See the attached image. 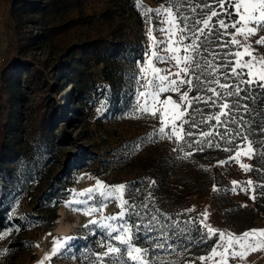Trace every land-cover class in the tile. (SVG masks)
Instances as JSON below:
<instances>
[{
	"label": "rangeland",
	"instance_id": "obj_1",
	"mask_svg": "<svg viewBox=\"0 0 264 264\" xmlns=\"http://www.w3.org/2000/svg\"><path fill=\"white\" fill-rule=\"evenodd\" d=\"M204 2L140 0L153 10L145 13L137 0H0V68L10 64L9 70L0 72V137L6 136L2 144L16 151L15 157L1 162L4 200L12 223L1 233L0 264H91L93 253L104 252L107 245H120L112 238L119 233L111 229L124 224L131 229L126 216L137 192L146 187L156 194L154 206L167 211L166 216L172 211L173 217L167 218L170 221L193 209L187 211L191 218L218 230L210 237L213 242L208 250L153 256L152 264H202L199 257H207L217 244L226 246L219 233L240 237L249 230L264 229V219L254 221L248 214L255 201L250 197H256L255 181L251 170L245 171L241 165L251 168L252 158L243 154L236 158L247 144L228 155L212 149L207 142L211 139L198 134L217 130L223 135L219 131L226 128V122H222L220 112L214 114L222 96L210 89L219 93V85L227 84L228 78L220 73L226 71L229 60L236 59L229 53L243 52L238 45L228 43L236 30L220 28L217 17L203 35L197 32L193 36L196 29L203 28L195 21L206 19L209 12L202 9ZM207 2L226 24L236 19L227 15L232 12L227 3L225 11L215 0ZM174 5V14L180 19L173 28L175 34L169 37L161 31L172 27L164 22L166 14L155 16V11ZM181 28L185 30L181 32ZM262 36L264 31L247 42L258 58H264V45L255 41ZM235 38L243 40L240 35ZM130 41L137 45L136 51L131 50L132 57L142 60L124 61L113 53L103 56L106 43L115 51L126 48ZM191 43L197 44V49L185 52ZM166 45L177 51H160ZM90 46L96 48L82 53ZM154 50L160 56L179 57L181 63L177 66L175 59L161 63L152 57ZM186 55L192 58L188 77L183 72L179 77L172 75L185 67ZM149 58L169 79L178 83L192 79L191 86L185 83L178 92L166 91L158 97L161 102L171 97L181 104L179 111L184 115L175 119V126L183 140L172 135L174 110L167 126L159 119L160 111L153 116L139 110L147 98L138 95L146 92L141 87L145 81L140 79V67H147ZM242 60H249V56L243 55ZM61 67L67 69L63 75ZM154 76L150 72L146 79ZM211 83L218 84V90ZM189 88L188 99L182 101L181 93ZM147 103L151 106L150 98ZM162 107L156 104L157 109ZM215 116H220V121L213 119ZM162 126L168 136L157 134ZM169 150L177 155L167 162L173 174L167 191L186 185L192 195L185 209L177 194L165 197L164 188V194L160 192V160ZM153 176L159 182L151 183ZM119 185H125L122 194L114 191ZM91 209L99 210L84 214ZM112 217L116 219H108ZM93 220L95 224L90 223ZM252 223L255 227L248 228ZM69 237L73 239L62 243ZM57 242H61L59 249L52 255ZM233 250L241 251L238 245L229 252ZM220 260L217 256L203 264H219ZM227 264H264V247L248 252L245 259L228 256Z\"/></svg>",
	"mask_w": 264,
	"mask_h": 264
},
{
	"label": "snow or ice",
	"instance_id": "obj_2",
	"mask_svg": "<svg viewBox=\"0 0 264 264\" xmlns=\"http://www.w3.org/2000/svg\"><path fill=\"white\" fill-rule=\"evenodd\" d=\"M171 2V0H169ZM181 3H183V0H181ZM215 3L221 8L225 9V4L227 3L228 7L232 8V12H227V15L231 18L233 16L236 17V19L231 20L230 24H226L225 20L222 18H219V14L214 8H211L210 4L205 0V2L202 5L203 8H208L209 12L206 14L207 18L202 20L195 21V24H203V28L196 29L195 32H193V36H196V33L203 35L204 29L209 28L212 18L217 17L218 23L220 28L225 29L227 31L228 27L234 28L236 31L235 33L230 34L231 39L228 41V43L232 45H238L240 48L243 49V52L240 50L235 51L234 53H229V55L235 57L234 60H229L227 62L228 65H231L230 72L226 75L235 77L240 80V83L251 85L255 83L258 88L264 89V83H260L261 81H264V58H258L254 56L252 53L255 51L251 48L250 44H248V40L252 35H256L261 31H264V0H215ZM138 7L142 8L145 13H152V9L145 7L142 3H140V0H137ZM173 7H165L163 11L156 10L155 16H161L166 14L165 23H168L172 27L168 29H161V31H164L169 37L171 35H174L173 28L177 27L176 20L180 19L178 15L174 14V8ZM225 11H227L225 9ZM187 19V17L183 18ZM237 24L240 25L239 28H237ZM185 29L181 28L180 31L183 32ZM220 33H217V36H219ZM236 35H240L243 37V40L236 39ZM150 36H151V30H150ZM198 39V37H197ZM154 40V38H153ZM182 42V41H179ZM161 44H165L164 41L160 42ZM256 44L264 45V36L260 37L255 41ZM197 44L191 43L187 46H185L184 51L187 52L189 49L196 50ZM154 48H155V40H154ZM160 51L165 53H172L177 51V49H173L170 45H166L165 47L161 48ZM248 55L249 60L243 61L242 56ZM152 57H155V59L161 63H168L170 60L175 59L177 62V66L181 63V59L176 56H160L157 55V52L154 50L152 52ZM192 58L189 56H185L183 58V61L185 62V67L182 69H178L177 72L173 73L172 75L179 77L181 72L184 73L186 77H188L189 72L192 70L191 65ZM140 64L141 62H137ZM195 67L198 68L200 65L197 63L195 64ZM240 69L238 72L237 69ZM245 69L247 71H245ZM161 69H157L153 66V61L151 58H149L148 66L147 67H140V79L144 80L145 82L141 85L142 88L146 89L145 91L139 92L140 97H147L150 98L152 101L151 106L147 103V98L145 100L144 104H140L139 110L143 113H149L153 116L156 115L157 111L161 112V116L159 119L161 122L167 126L169 123L168 116L170 112H173L174 115L173 119L171 121L173 127H172V135H175L178 140H183V135L180 134V132L177 131V128L175 126V119H179L184 115L183 112H180L179 109L181 108V104L175 103L171 97L166 98L164 101H159L158 97L159 94L166 91H173L178 92L180 90V86L182 84L187 83L188 85H192V79L189 77L185 80H180L179 83L177 82V79H169V75H161ZM155 73V76L153 79H146L147 75L149 73ZM242 77H248V79H242ZM133 79H136V77H133ZM197 83L200 82V78L196 77ZM167 82V83H166ZM216 83L219 84V81H216ZM221 88H232V85L227 84H220ZM188 91H191V88H189L187 91L181 93L180 99L182 101H186L188 99ZM210 91H213L217 96L221 95L220 93H216L215 89H210ZM241 91H246V89H241L239 85H236V87L233 89V91L229 92L228 95L232 96L235 95L239 97ZM198 99V98H196ZM139 103V101H138ZM162 104V109H157L156 104ZM171 106V107H169ZM222 107L224 109H229V105L227 103L223 104ZM234 107H239V102L237 101ZM245 109H247V106H244ZM230 111V109H229ZM221 115L227 116L228 112H222ZM213 119L220 121V116H215ZM235 122V121H233ZM194 126V125H193ZM182 130V126H181ZM261 134H264V127L260 129ZM159 135L168 136V133L165 132V127L162 126L159 128L158 133ZM191 132H188L187 135H191ZM204 136H209L211 133H203ZM245 141H247V148L242 149L241 152H237L236 158L238 159L241 154L248 156L249 158H252L254 155H261L264 156V152H258L256 149L253 148L252 142L248 139V136L242 137ZM259 143L264 146V141H260ZM189 147H191V144L189 143ZM227 151V149H226ZM241 167L245 171H250L251 168L248 165H241ZM151 183H155V181H152ZM239 182L233 181L234 185H238ZM249 185L252 184V181L247 182ZM261 187H264L262 185ZM125 189V185H119L115 186L114 191L116 193L122 194ZM215 190V187H214ZM243 190V189H242ZM235 191V189H233ZM251 199H255V196H251ZM124 203H127L125 201ZM123 207V205H121ZM68 207L71 208V203L68 204ZM76 211H79V209H74ZM99 209H91L89 212H85V215H90L93 211H98ZM187 211H193V209H188ZM205 216V219H207V214H203ZM108 219H116V217L108 218ZM120 219H123V216L120 217ZM91 224H95L96 221H90ZM203 223V222H202ZM87 227V225L85 226ZM106 227H111L110 225ZM207 228V232L209 234L210 238L212 235L216 234L218 230L213 229L209 225H205ZM112 232H118V235H115L112 237L114 240L118 241L120 245H123L124 247L121 248L119 246L114 245H107L106 250L104 252H97L93 253L94 259L91 261V264H126V261H131L132 264H152L151 260V253L149 251V248H143L140 246H134V234L132 233V230L127 227L126 224L121 225L119 229L112 228ZM220 239L222 241L226 242V246L223 244H217L214 246L210 252V254L207 257H199L198 259L202 262L205 260L213 259L217 256L221 257V260L219 264H227V257L230 256L232 259H245L248 252L259 250L260 248L264 247V229H252L247 232H244L240 237H235L234 235H227L225 233H219ZM0 238L2 237V234H0ZM73 238L69 237L62 243L67 244L69 241H71ZM136 239H139V237H136ZM251 241V243H250ZM61 242H57V247H54L52 250V255H55L59 249V244ZM234 245H238L241 251H231L229 252V249H232ZM38 247V246H37ZM101 247H105L104 244H101ZM150 247H155L157 249L163 248L164 245L162 243L156 242L154 244H150ZM218 248H223V251H218ZM48 257H46L47 259Z\"/></svg>",
	"mask_w": 264,
	"mask_h": 264
},
{
	"label": "trees",
	"instance_id": "obj_3",
	"mask_svg": "<svg viewBox=\"0 0 264 264\" xmlns=\"http://www.w3.org/2000/svg\"><path fill=\"white\" fill-rule=\"evenodd\" d=\"M229 10L233 11L232 8H229ZM136 46L135 42L130 41L126 48L115 49V51H113L112 49H108L109 44L106 43L104 47L106 49H104L103 56H106L107 54L111 56L113 53L118 54L124 61L130 60L135 62L137 60H142V57H132L131 50L136 51ZM91 48L95 49L96 47H85L82 49V53L89 51ZM207 54L208 53H206V55ZM102 60L106 62L105 59ZM9 67L10 64H5L0 68V72L9 70ZM230 67L231 65H228L226 71H223L220 74L228 78L226 83L227 85H232V88H222V90H220L219 93L221 94L220 96H222V99L221 101H218V111L214 113L216 115L218 112H228L227 116L220 114L223 119L222 122H226L224 123L226 128L220 129L219 131L223 135H220L217 130H215V132H213V130H202L201 132H198V134L205 139H211V141H206L212 144V149H215L217 152H226L228 155H232L236 150L248 143L242 138L243 136H248V139L252 142L254 149L258 152H264V146L259 143L260 141H264V134H261L260 132V129L264 127V89L258 88L255 83L251 85L242 84L239 79L226 75L230 72ZM66 70L67 69L65 67H61V69H59V73L63 75ZM237 71L239 72L240 69L238 68ZM242 79H248V77H242ZM260 83L263 82L261 81ZM236 85H239L241 89H246V91H241L239 97L235 95L229 96L228 93L233 91ZM18 86H20V83ZM211 86H217L216 90H218V84L211 83ZM14 88H16V86H14ZM210 95H213V93H210ZM210 100L215 102L216 99L211 96ZM237 101L239 102V107H234ZM225 103L229 105L230 111L229 109H224L222 107ZM245 105L247 106V109H245ZM214 122L215 121L213 120L212 123ZM203 133H211V135L204 136L202 135ZM5 137L6 136L3 138L0 137V234L12 223L8 216L9 208L4 200L5 195L1 173L3 171L1 168V162L4 160L8 161L16 155V151L6 146V144H2ZM214 143L217 145L213 146ZM177 150H181V148L177 147ZM173 155H177V151L174 152L169 150V152L165 154V158H161L160 160V164H162L160 166V192L163 193L162 188H164L166 189L165 197L170 195L176 196L177 194V201H181L182 206L185 209L192 195V192L188 191L186 185H182V188L180 189H173V192L167 191V189L169 190V188H167L168 184L169 182L172 183L171 177L173 176V174L170 173V170H168L169 164L167 162L168 159L174 161L172 158ZM251 163V174L255 181L254 188L256 197L248 214L252 216L254 221H261L264 219V187H261L264 185V156L254 155ZM162 168L167 169V171L165 170L161 172ZM153 177L155 179H152V181L156 182L157 180L159 182L158 177ZM143 189H145V191L141 192ZM137 193L138 194L133 205L130 206V212L128 211L126 216L134 234V245L149 248L151 257L174 253L188 254L200 248L208 250L211 247L213 239L208 238L206 228L200 223V221L195 218H191L186 210L179 214V220L170 221V218H167L173 217L171 216L173 214L172 211H169L167 213L168 216H166L165 212L167 211H164L159 206H154L156 194H151L152 191L148 189V187L142 188V190H139ZM158 200H160V196L158 197ZM15 222H18V220L16 219ZM254 227L255 223L248 226V228ZM136 237H139V239H136ZM156 242L162 243L164 247L159 249L150 247V244H154ZM17 244L18 245L16 246L18 247L23 246L22 243ZM119 246L122 248L121 245ZM126 263L132 264L130 260L126 261ZM154 264L168 263H160V261H157Z\"/></svg>",
	"mask_w": 264,
	"mask_h": 264
}]
</instances>
